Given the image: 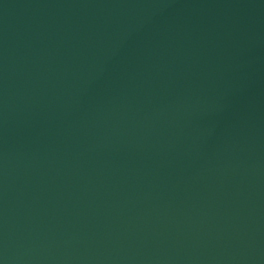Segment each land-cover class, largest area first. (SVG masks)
I'll list each match as a JSON object with an SVG mask.
<instances>
[{"label":"water","instance_id":"95a60500","mask_svg":"<svg viewBox=\"0 0 264 264\" xmlns=\"http://www.w3.org/2000/svg\"><path fill=\"white\" fill-rule=\"evenodd\" d=\"M0 264H264V0H0Z\"/></svg>","mask_w":264,"mask_h":264}]
</instances>
